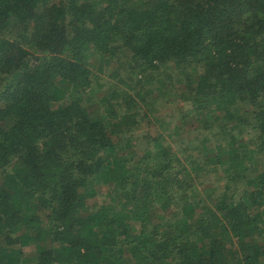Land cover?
<instances>
[{"label":"trees","instance_id":"1","mask_svg":"<svg viewBox=\"0 0 264 264\" xmlns=\"http://www.w3.org/2000/svg\"><path fill=\"white\" fill-rule=\"evenodd\" d=\"M0 264H264V0H0Z\"/></svg>","mask_w":264,"mask_h":264},{"label":"rangeland","instance_id":"2","mask_svg":"<svg viewBox=\"0 0 264 264\" xmlns=\"http://www.w3.org/2000/svg\"><path fill=\"white\" fill-rule=\"evenodd\" d=\"M87 1H92V0H87ZM91 61H94V60L91 59ZM160 113H162V112H160ZM172 140H175V139L172 138ZM100 186L97 187V189H96L97 191H96L95 196L91 197L89 199V202H98L101 199V197H102L101 195L103 193L104 186H102V185H100ZM22 248H23V250L25 249L24 251H26V252H28L31 249V247L28 248L27 246H23Z\"/></svg>","mask_w":264,"mask_h":264}]
</instances>
